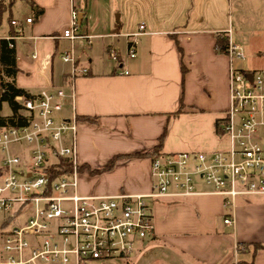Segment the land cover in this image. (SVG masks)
Masks as SVG:
<instances>
[{
  "label": "crops",
  "instance_id": "0c3cea01",
  "mask_svg": "<svg viewBox=\"0 0 264 264\" xmlns=\"http://www.w3.org/2000/svg\"><path fill=\"white\" fill-rule=\"evenodd\" d=\"M25 1L26 16L14 17L10 9L4 24L2 14L0 39L15 34L11 21L19 23L22 36L12 42L16 87L31 96L54 88L69 94L72 87V104L67 99L60 117L77 119L80 195L149 194L150 153L157 147L158 154L226 150L220 124L228 109L230 61L216 52V39L240 46L235 19L264 16V0ZM72 11L79 33L92 37L89 45L83 39L73 43L86 76L72 77L71 65L60 58L70 48L61 35ZM133 42L136 55L128 59ZM111 50L119 62L108 58ZM7 153L28 158V150L17 146ZM5 156L0 149V184ZM150 206L154 233L136 259L264 264V248H255L264 246V194L237 197L228 209L222 196L198 181L194 194L165 196ZM228 214L234 227L223 224ZM13 223L9 214L0 221V248Z\"/></svg>",
  "mask_w": 264,
  "mask_h": 264
},
{
  "label": "built area",
  "instance_id": "2783aa9c",
  "mask_svg": "<svg viewBox=\"0 0 264 264\" xmlns=\"http://www.w3.org/2000/svg\"><path fill=\"white\" fill-rule=\"evenodd\" d=\"M31 23V19H26ZM21 38L22 28L11 21ZM144 26L139 27L140 32ZM61 38L70 48L61 60L71 65V76H86L78 65L73 43L91 36L79 33L78 14L72 11ZM136 43L126 58L136 55ZM12 48L13 44L10 43ZM228 109L221 119L226 150L159 154L151 160L149 194L82 196L78 193L77 119L60 117L64 103L72 104L74 93L63 89L42 90L35 96L16 97L27 124L0 129L4 178L0 184V210L13 219L3 232L0 264H103L129 259L154 233L151 202L165 196L188 197L197 182L222 196L230 208L237 197L264 194V69H238L242 48L228 39ZM108 58L119 62L118 54ZM27 144V160L8 154L11 146ZM22 223H15L17 219ZM223 224L234 227L231 215Z\"/></svg>",
  "mask_w": 264,
  "mask_h": 264
},
{
  "label": "rangeland",
  "instance_id": "374dc122",
  "mask_svg": "<svg viewBox=\"0 0 264 264\" xmlns=\"http://www.w3.org/2000/svg\"><path fill=\"white\" fill-rule=\"evenodd\" d=\"M27 5L25 0H18L14 3L11 8L12 16H26L27 14ZM4 24L7 23V17L9 16V12H6L3 15ZM237 17V16H235ZM236 21V29L235 36L240 43V47L242 48V53L244 55V59L242 61H237L236 66L240 69L256 71L260 69H264V16H243L240 17L239 20ZM240 23V24H239ZM242 25L246 32L240 26ZM113 62V61H112ZM115 63V62H114ZM1 114L9 115L10 110L7 105H3L1 110ZM21 147L22 150H28L30 147L27 144H24ZM12 150H17L15 147H12ZM8 214L2 213L0 211V221L4 218H7ZM22 219H17L15 223H22ZM1 254V248H0ZM136 254L134 253L129 257V259L122 260H108L103 264H151L147 263L143 259H136ZM91 264H101L98 262H94Z\"/></svg>",
  "mask_w": 264,
  "mask_h": 264
},
{
  "label": "trees",
  "instance_id": "16d2710c",
  "mask_svg": "<svg viewBox=\"0 0 264 264\" xmlns=\"http://www.w3.org/2000/svg\"><path fill=\"white\" fill-rule=\"evenodd\" d=\"M18 0H0V19L4 12H9L14 3ZM41 15V11H38ZM11 41L0 39V111L5 104L10 110L7 117L0 116V127H23L27 124L26 117L21 114V106L15 101L16 97H31L23 89L16 87L14 77L17 73L15 64L14 47L10 48ZM228 40L220 35L217 36L215 50L218 53H225ZM238 68V67H237ZM240 69V68H238ZM182 73L184 68L182 67ZM159 147L150 153L152 159L158 156ZM256 249L264 248V246L256 245Z\"/></svg>",
  "mask_w": 264,
  "mask_h": 264
}]
</instances>
